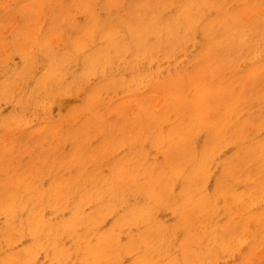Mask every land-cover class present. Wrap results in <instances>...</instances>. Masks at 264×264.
Masks as SVG:
<instances>
[{
  "label": "rangeland",
  "instance_id": "1",
  "mask_svg": "<svg viewBox=\"0 0 264 264\" xmlns=\"http://www.w3.org/2000/svg\"><path fill=\"white\" fill-rule=\"evenodd\" d=\"M60 2H61V5L57 4ZM225 7L227 8V10ZM81 10H83L86 13L84 14V12ZM187 10H191L192 12H195V13L201 12V15L197 17H199L198 19H200L201 17L199 22L202 25H204L206 22L213 21V25L217 29H219L220 25L227 27L230 24V25H234L235 31L236 29H239V28H245V29L251 30V32L247 35L246 38L244 37V35L241 36L243 39V43L231 45L235 49V54L232 55V54H226L227 48L225 47V45L221 46L220 43H216L218 42V39H221L219 36L222 33L219 30L216 32L215 29H213L214 33L216 32L214 36L212 35L214 40H211L208 42V38L204 36L198 28L189 34L190 36L188 37V39H183L179 43L180 45L178 44L179 46L176 45L175 49H173L171 52L169 50L165 51L166 45L164 46V44L160 45L159 47L152 48L154 38L151 32L147 31L146 33H148V36L146 35L147 37L146 36L144 37L143 43H146L144 46L145 47L149 46L150 49L147 53H143L142 55L136 54L138 53V49H137L138 46L134 45V42H133L134 39H131L132 38L131 36L133 35L128 34L127 32L128 29H130L131 27L135 29L140 23H142L143 25H147L151 21L152 14L159 15V19L162 21V23L164 22L165 23L166 22L175 23L174 20L179 15L186 13ZM263 10H264V0H208V1L201 0V2H197V3H195L193 0H61V1L60 0L58 1L57 0H35V1L34 0H0V84H1L0 85L1 86L0 87V90H1L0 91L1 93L0 94V191H2L3 194H5V197H1L2 193H0V205H1L0 209H2L0 210V247H1L0 248V264L4 263L5 258L9 255H11L9 257H12V258L9 259L7 257V260H5L7 261L6 264L8 263L14 264L15 263L14 261H16V264L19 261L18 264H20V261L23 258L22 251H24V249L30 245V242L32 240L31 235L28 232H26L27 226L24 223V220L27 216V211L21 212V210L17 208L15 209L14 207L8 206V201L6 200L7 201L6 202L4 200V199H7V194L4 192L6 187H4L5 184H3V182H6V185L9 184L8 182H12V185L9 186L7 189H10V190L12 189V192L14 191L13 193L15 196L17 194L20 196L22 195L25 196L27 192L29 193L30 191L29 189L33 190V188L34 190L37 189L41 191H46L47 189H50L54 185H58V184L60 185L61 182L62 183L60 187H66V183L67 181L71 180V177L72 178L76 177L77 179L84 181L83 183H86L87 180L90 181V179L91 181H93L96 178H99L100 176H103V175L109 178H113L115 177V175L113 174L123 172L124 170H128L129 168L134 169L135 163L138 162L137 160L138 157L143 156L144 159L142 157H141L142 159L140 158V162H142L140 164V169L142 168V165L145 164L146 166L145 165L143 166V169L140 170V174L137 175V173H135L136 180L139 179V181L140 180L143 181L142 179L144 178V176H143V173L141 172L144 170V168L148 166H149L148 168H150L151 165H152L151 166L152 171L150 170L151 177H154V176L157 177L158 175L159 176L161 175V177L162 176L164 177L165 172H168V170H170L171 172L169 171V175L168 174L165 175L166 181L171 180L172 182V183L168 182V186L171 185L173 189L172 192H171V189L169 191L173 198L174 197L179 198L178 191L181 190L183 188L182 186L184 185L182 178L180 176L182 173H186L187 168L192 167L191 165L192 163H190L191 157L190 159H188V157L186 156V154H184V152L181 151L180 153V151H175L174 157L175 158L177 157V160H178L177 162H179L180 159L183 160L184 158H185V160H183L184 162L188 161V162H185V164H183V161L181 160L180 163L178 164H180V166L181 165L182 166L185 165V166L184 167L181 166L182 168L178 166L179 168H177L176 166L177 164H175V162L169 163L168 161L170 160L169 155L165 154L162 150H159L158 149L159 145L154 144L152 134H149L148 136L144 135V137L141 138L142 139L141 142L139 143H136L130 140L135 139L137 136L134 130V127L137 126L135 125L136 121L138 123V127L145 126L143 127L145 131H147L149 127L153 129L154 131H157L158 129H160L161 134H162L164 133V131H167V129L170 126L174 125L172 128L170 127L169 130H172V131L174 130L173 132H176V133L180 132L181 131L180 127H176V125L179 126L178 120L175 115L177 112V109L180 108L181 110H185L186 112H188L189 111L188 108L190 109L192 107V103L194 106L197 107V113L200 114L201 113L200 110L201 111L202 109L204 110L201 113V117L203 121H205V123L202 124L204 125V127H202L201 125L198 128L194 129L193 132L191 131L189 132L191 135L193 134L192 135L193 137L189 134V136L192 137L191 138L192 144L194 143L195 146L198 147L199 149L202 148V144H203L202 141L206 138V136L209 137L210 135L209 132H207L209 127L213 128V133L218 134V132L222 130V134H226V136L223 135L221 136L222 138L220 137V139L218 140L219 141L218 143L221 144L220 146L219 144L215 143L216 148H214V150L215 149L217 150L219 147L223 146L222 147L223 149L220 148L222 152H220V149L218 150L219 153L215 151L216 153H213L211 157L208 158V161L205 162V163H209L208 166L207 164L204 163V166L202 167V169L197 170V172L196 170H194L196 174L195 175L193 174L194 179L199 180L198 184L200 186L202 185L204 186V187L202 186L203 190H205L203 192H206L207 194H209V196L211 195L214 202L211 200V197H209V199L206 200V204H204L205 206L202 205L199 209L202 212L201 211L198 212L197 210H196L197 213L195 210L192 212L188 211L190 216L193 215L192 216L193 224L190 227H188V225H185V227L182 228L180 226L181 222L179 221L182 220L186 216V214L180 213L177 210L172 211V209L168 207H159L158 204L150 205V202L147 203V200L149 199L150 201L152 194H150L151 196L147 194L148 198L146 197L147 200H145L143 196L130 193L131 194L130 198L126 201V203H122L121 205L119 204L115 206L116 208L113 211L104 215V218L102 219L100 224H97L95 226L96 228L95 231L88 230L82 225H79L77 227V231L78 233L85 235L87 238L93 237L95 233L96 234L97 233L98 234L119 233V235L118 234L117 235L120 236V239L118 238V241L120 242V244H127L131 236H134L135 233H137L139 230L141 231L145 227H148V228L153 227L154 223L156 222L155 220H157L159 222L164 223V225L168 226V228H170L168 230L173 231L172 234H174L175 236L177 235L175 238H173L174 236H171L172 240L173 239L174 240L172 241L171 239H168L169 243H167L168 236L172 235L171 232L168 231L169 234L167 233L166 234L167 236L165 235L164 237L165 241L164 243L161 244V245L165 244L164 248L169 246V249L168 248L165 249L164 256L166 259L171 257L172 259L170 260L171 264H174V263L176 264L175 259H178L177 264H186V263L187 264H201L204 262H205L204 264H208V261H211L209 264H238V263L239 264H264V245L262 243L264 242V240L263 241L261 240L262 238L264 239V237L261 236V234L264 235L263 234L264 222L263 224H261L262 221L264 220L259 221L260 222L259 223L257 219L255 218L256 215H254L253 213L255 211V214L258 215L259 211L261 212L262 210H264L263 191L261 190V186L260 188L258 187L261 191H259V189L256 187L257 182H261V180H263L264 178V169H263L264 166H262L263 163L260 162L261 160L262 162L264 161V155H261L262 158L261 156H259L258 160L254 159V162H251L252 160L248 161L251 163H249L246 167H243L244 169L235 167L234 164L236 166L238 165V159L240 155L244 153V150L240 149L239 147L238 149L237 146H235L236 143L232 142L230 139H226L227 136L228 138L229 136H231V134L234 131V127L242 123L241 130L243 134H246V136H243V137L245 138V140H247L246 141L247 143H249L250 141H251L250 143L264 141V130H262L264 129V104L260 103L262 100H264V43H263L264 42V39H263L264 38V33H263L264 32V27H263L264 26V11ZM34 12H37V13L35 14ZM74 13L76 16L74 15ZM64 14H66L65 17H64ZM101 15L102 17L100 18ZM35 16L37 17L38 20H36ZM248 16L250 17L248 18ZM119 17H121L122 20H118ZM61 18L63 20H61ZM225 18H228L227 21ZM32 19L35 23L32 21ZM28 21H30V23ZM25 22L26 23L28 22L27 23L28 26L26 25ZM247 24L249 25L247 26ZM115 25L117 26L115 27ZM118 25H120L121 27ZM261 26L263 30L260 28ZM32 27L34 28V31H38V33L35 32L36 34H39L38 36L32 31L33 30ZM36 27L38 30L36 29ZM61 27L63 29H61ZM114 28L115 30H113ZM165 29L166 28L162 27V31H160V33L163 34L166 31ZM71 30L73 31V33ZM260 30L262 31V33H260ZM30 31L33 32L35 36L33 33L31 35ZM18 33L19 35H17ZM26 34H28L31 37H28V35ZM177 34L183 35L184 30L179 29L177 31ZM63 35L65 38L63 37ZM125 35L127 36L125 37ZM12 36H15V37H12ZM20 36H22V38ZM55 36H56V39L58 40L55 39ZM253 36H255L256 39H258L259 37V40H256L257 43L254 41L255 37ZM85 37L87 38L84 41ZM29 38H31L32 40ZM110 38L116 41L114 47L118 43L120 44V45L118 44L120 46V49H118L117 51L118 53L116 51H115L116 53H114V51L112 52L113 50L112 49L111 53L108 54V57L105 59V61L98 63V65L96 66L94 70H88V71L84 70L82 62L84 60L85 55L87 56L91 54L93 51H95L96 49L105 47L106 44H109L108 41L110 40ZM195 38L197 42L195 41ZM28 39L29 41H31L30 44L27 43ZM128 39H129V44H130L129 46H128ZM94 40L96 41L95 44H94ZM191 41L193 42L194 45L191 44L192 43ZM54 42H57V43H54ZM254 42H255V45L253 47ZM161 43H167V42H161ZM196 43L199 45H197ZM26 46H28L27 48H30L29 51L26 49ZM133 46H134L133 48L134 51L130 50L132 49ZM110 47L112 48L113 46H110ZM160 47L162 48V50ZM154 48L159 50L161 54H159V52L156 51ZM177 49H180V50L178 51ZM153 51H156V52H153ZM180 51H183V52L180 54ZM36 52H38L39 56L36 55L37 54ZM252 53L253 54L255 53L256 56L255 54L253 55ZM246 54H247V58H246ZM158 55L159 56L162 55V56L159 57ZM168 55H171V57H169ZM232 56L233 57L235 56V57L233 58ZM76 57L77 58L80 57V58L77 59ZM120 57L121 58L123 57V58L121 59ZM133 57H135V61L132 60L134 59ZM40 58L42 59V61ZM129 58H130V62L123 60V59H126L129 61ZM140 58L142 60H139ZM119 59H120V62H119ZM136 61L137 62L139 61L141 65H139L140 63L136 64ZM176 61H178V63ZM40 63L43 64L44 67L43 65H40ZM68 64L70 65L73 64L74 67L73 65H71L72 67H70V65ZM113 65H115V67ZM128 65L130 67L134 65V67L129 68ZM76 66H77V69H76ZM22 67H24V69H22ZM110 67L112 68V70H110ZM99 68H101V70H99ZM103 68H106L107 71ZM128 68L132 69L131 72L132 71L133 72L131 73ZM138 68L140 71H137ZM259 68L260 69L262 68V69L260 70ZM23 70L24 71L26 70L27 72L26 71H25L26 73L22 72ZM99 71H101L100 72L101 74H99ZM155 72L157 74V77L155 76L156 75ZM54 73H58L57 81H55V83L51 82V80L49 79V74H54ZM148 73L149 74L152 73L151 74L152 77L151 75H148ZM11 74L14 76L11 77ZM71 74H74L75 76ZM97 74L99 75L97 76ZM100 75H102L104 79H107L108 81L104 82V79L103 78L101 79ZM106 75L108 76L106 77ZM213 76L215 78H213ZM13 77L14 79L15 78L16 79L14 80ZM22 77H24L23 80H22ZM66 77L69 80H67ZM77 77L79 78L77 79ZM96 77H99L101 79V82H100V79ZM113 77L114 78L116 77L117 78L116 80L119 81V84H116V87L114 89H112L110 85L108 84L109 81L113 79ZM93 78L97 80L94 81L95 79ZM40 79L44 81L43 84L48 86L49 85L48 83H50V85L48 87L46 86L47 87L46 90L41 92L40 96L39 95L34 96V92L32 91L34 90V86H35L34 83H37V81H41ZM133 80H135V82ZM137 80L139 82H137ZM32 81H33V84H32ZM140 81L142 83H140ZM189 81H194V82L197 81L196 86L192 87L193 85H189ZM76 82L77 84L78 83L79 84L77 85ZM210 82L212 84H210ZM133 83L135 85H133ZM143 83H144V86H142ZM22 84H23V87L25 86L24 91L21 88ZM86 84H89V85H86ZM128 84H131L130 87ZM182 84L184 85V87ZM90 85L92 86L91 90L89 88ZM17 86L20 88V90L17 89L18 88ZM208 88H211L212 90ZM96 90L98 92H96ZM179 90H181L182 92ZM189 90L191 93L189 92ZM199 91L202 93L201 96L197 94L199 93ZM254 93L256 94L259 93L260 95V100H259V103L257 104L251 103V101L253 100L252 98L254 97ZM51 94H54V95L51 96ZM250 94H251V98H248ZM41 95L43 97H41ZM184 95L189 96V97L187 98L183 97ZM32 96H33V99H32ZM196 96L198 98H196ZM242 99L248 100V103L245 105L240 104V101ZM185 100L187 101L185 102ZM180 103H181V106H180ZM186 104H191V106L187 107ZM170 111H172L174 114ZM163 115L165 117H163ZM172 115L173 116L175 115V116L173 117ZM153 116H155V118L157 117L156 118L157 120H155ZM170 116H172L174 120ZM18 117L20 119L19 121H17ZM237 118L238 119L240 118V119L238 120ZM162 119L163 120L166 119V120L163 121V125H160V121ZM169 119L171 120L168 122ZM131 120L132 121L136 120V121L133 123ZM172 120L173 122H171ZM217 121L218 123L216 124ZM153 124L157 126L160 125L161 127L159 126L158 129H156V126L155 128L152 127L154 126ZM206 124L207 126H205ZM253 125L255 129H253V127L251 128V126ZM130 126H133V127H130ZM146 126H148L147 129H146ZM176 128H179L180 131H178L179 129L177 130ZM144 129H142V131H144ZM260 132L263 134L261 135ZM228 133L230 134L228 135ZM177 134L179 137V133ZM183 134L185 135L186 133H183ZM134 136L135 138H133ZM203 136L205 138H203ZM253 136H255V138H253ZM190 137L188 138L189 141H190ZM250 138H252L253 140H250ZM78 139L80 141L82 139V141L80 142ZM186 140H187V137H186ZM186 140L183 138V141H185V144H189V141L188 140L186 141ZM228 140L231 141L229 142V144H227ZM222 141L226 143L224 144L222 143ZM79 142L81 144L83 142L84 143L86 142L85 145L84 143H83V146L81 145V148H83V150L80 148ZM237 149H238L237 153H235V155L232 154L234 155L232 156L231 153L236 152ZM232 150L234 152H232ZM78 153L80 154V156ZM178 154H179V157H178ZM183 154L185 157L183 156ZM214 154L215 156H213ZM72 156H74L75 158H73ZM229 156L230 158L232 157L233 158L226 159ZM192 157H196V156L192 154ZM163 158L165 159V162L167 163L166 166H164L165 162ZM134 160H136V162ZM218 160L221 162H225V163L224 164L222 163L223 165H221ZM226 161L228 162L226 163ZM214 164H217V166ZM205 165L206 167H208L207 169L205 168ZM124 166L126 169L124 168ZM159 166L161 167V170ZM219 166H221L223 170L225 169L224 167H226V169L228 170L229 168H227V166H232V168L229 169L230 171L229 170L227 171L228 173L225 172L226 173L225 174L224 171L222 172ZM255 166H258L259 174L257 171H255ZM164 167L165 168L167 167L168 169H165ZM118 168L121 170H119ZM155 168L157 170H155ZM173 168L178 171L177 174ZM237 168L239 171L237 170ZM162 169L166 171L163 172ZM172 169L174 172L172 171ZM178 169L179 170L181 169L182 171L180 170L181 171L180 172ZM203 169H205V172ZM117 170L119 172H117ZM208 170L209 171L214 170V171L213 172L210 171L211 174L206 175L210 173V172H207ZM156 171H161L163 174L161 172L160 174L159 173L155 174L157 173ZM199 171H201V174L204 173V177L202 178L200 177V179L198 177L201 175ZM218 171H219V175L220 176L222 175L224 178L223 182L219 181L220 179L218 177ZM255 172H257L258 175L261 174L260 176H263V178L260 176L257 177L256 176L257 174L254 175ZM82 173H84V175ZM94 173L98 175L94 176ZM152 173L154 174L153 176H152ZM172 173L173 175H171ZM234 173L236 174V176H234ZM252 173H254L253 174L254 176L252 175ZM81 175H83V177L85 178L81 177ZM224 175H227L226 176L227 178ZM229 175H231L229 179L231 178L233 181V184H231V188L233 187L237 193L234 192L235 195L230 194L231 192L233 193V191H231L230 190L231 188L229 187V191L231 192L227 191L229 193L228 194L229 196L228 195L225 196L227 194V192L226 193L224 192L226 191V188H227L225 185L226 181L228 180L227 185H230L228 184L229 182L232 183V181L228 179ZM215 176L218 178H215ZM248 176L249 177L253 176V177H251L250 179ZM93 177L94 179H92ZM234 177H237V178H234ZM239 177H241V180L238 183L237 180L240 179ZM243 177H246V178H243ZM255 177H257L258 179L260 177V181L257 179L254 180ZM173 179H175L174 182L172 181ZM205 179H207L206 182H205ZM136 180L133 181V177H132V179L129 178L127 181L135 182ZM245 180L246 182L249 181V184L248 182L245 183ZM252 181L254 183H252ZM22 182L24 185H21ZM240 182H243V183H240ZM83 183H81L80 185H82ZM137 183L139 182L137 181ZM180 183L182 185H180ZM86 184H85V189H86V186L89 188L88 182ZM205 184H206V188H205ZM222 184L225 185L223 188H222L223 186ZM250 184L252 185V188L249 189V191H247ZM177 185H180V187H178ZM244 185H246V187H244ZM2 186L4 187L3 188L4 190H1ZM26 186L28 188H25ZM254 187H256L257 189ZM16 188H18L17 191H16ZM156 188L157 189L159 188V192H161L160 186L158 187L155 186L154 188V191L158 193L157 192L158 190L157 191L155 190ZM244 188L246 189V191L244 190ZM175 189H177L178 191ZM218 189H221V191H219ZM241 189L242 191H245V193H248L249 197L251 196L250 201L253 199L251 202H254V203H250L249 197L247 196V194L245 195V193L242 192ZM15 191L17 192V194H15L16 193ZM222 191L224 193H222ZM24 192L26 194H24ZM211 192L213 194L216 193L215 199H214V195ZM250 192H253V193L250 194ZM124 193L127 195L129 191H125ZM175 193H176V196H175ZM198 193H201V191H199ZM236 194L240 196H237ZM222 195H224L225 197ZM233 195L236 196V198L241 197L242 201L238 202L240 201V199L236 201V198H235V201L237 203L235 202L233 203L232 201ZM223 197L227 201L223 200ZM130 199L132 200L130 201ZM223 201L228 202V203H225ZM256 201H259V203H256ZM5 202H6V206L4 205ZM229 202H231V204H235V208L237 211L236 213L233 207L234 205L233 206L231 204L229 205ZM131 203H132V206H131ZM134 203L136 204L135 205L136 209L140 207H148L147 211L149 213L152 212V215H153L152 218H153L154 223L153 221H150L151 223L150 222L145 223L147 219H144L145 222L142 224H139L138 222L141 223L143 221L139 220V216L141 214L138 213L132 218H129L128 216L127 219L129 221H125L126 225H121L120 217L122 215L125 216L126 213L129 212L130 207L132 208L134 206ZM207 204L208 206H206ZM250 204L252 206H250ZM223 205L226 206L225 209L231 208V211H234V214L231 211L229 212L224 211L225 209L223 210ZM2 206H5V207H2ZM45 206L46 207H44L42 211V213H44L43 217L54 223H58L61 220L69 219L74 212L72 203L70 202L62 208L59 207L58 204L45 205ZM241 206L243 207L244 211ZM6 207L12 210L11 211L7 210ZM82 208L85 213H92L94 210L97 211L98 209L96 203L94 202H89L87 204H84ZM215 208H218V209L216 210ZM240 208L242 210H240ZM13 209L17 211H13ZM214 209L216 210V212H214ZM125 211L126 213L123 214ZM205 211L207 214L205 213ZM207 211L211 212L210 214H212V216L210 215L211 217L209 216L211 220H209L208 218L209 212ZM212 211L218 215L217 218H216L217 215L215 216V214H213ZM238 211H241V213L238 214ZM249 212L250 213L252 212L255 217L252 215V213L249 214ZM231 213L233 215L235 214L236 215L235 216L230 215ZM14 214L16 216L11 218V215H14ZM200 214L203 216H201ZM229 215L233 217V219ZM238 215L239 216L241 215L240 216L241 220L239 219ZM177 216L179 217V220H177L178 219ZM195 216L197 219H195ZM199 218H201L202 220ZM205 218L206 219L208 218L207 221ZM130 219L132 220L135 219L136 222L138 220V222L134 224L128 223V222H131ZM213 219L214 220L216 219V220L214 221ZM197 220L198 221L201 220L202 222L203 221L204 222L201 223V221L198 222ZM230 220L233 222V224L231 223ZM235 222L236 223L238 222L240 225L237 223L238 224V227H237ZM241 222H243V224H241ZM246 222L249 224H247ZM9 223H12L13 226ZM226 223H229L228 225H232V226L235 224L232 230L233 233L230 232L233 235H235L234 237L230 233H225L224 235L223 233L221 234L220 231L225 229L223 228V226L226 227L225 226ZM213 224L214 225L216 224V225L213 227ZM10 225H11L10 229H6V231H4V227L5 226L9 227ZM241 225L244 227V232L241 231L240 229ZM197 226L203 232L200 229H198ZM204 226H205V230H204ZM210 226H212L213 230ZM253 226H256L257 229H258V226H260L259 230L256 231L257 229L255 230V227ZM171 227H173V229ZM175 227H178L179 229ZM243 227L241 228L243 229ZM185 228L187 229V232H185L186 231ZM247 228H248V231H247ZM249 228L250 229L252 228V229L249 230ZM196 229H198V231ZM209 229H211L212 232H210ZM188 230L189 231L195 230V232H189ZM239 230L243 234L241 233L239 234ZM205 231H208V232L206 233ZM250 231L251 233H249ZM260 231L262 232L259 233ZM5 232L7 233V236H8V233H10V237H9L10 240L7 239L8 237L4 238ZM182 232L183 233L185 232V234L188 233V236H186L187 234L183 235ZM214 232H215V234L213 235L214 237H211L212 239L215 238L213 239L214 240L213 241L212 239H209L210 238L209 235L211 234L212 236V233ZM218 232L222 235V236L220 235V238H222L221 240L224 239L223 241L220 240L219 236L217 237ZM21 233L23 234L21 235ZM26 233L29 234L30 237ZM193 233L195 234L193 235ZM236 233L238 234L236 235ZM255 233L256 235H254ZM207 234L209 237L206 236ZM183 236L185 238H182ZM191 236L192 237L194 236V238H192ZM227 236L229 237L232 236L233 238L230 237V239L233 242L230 239H228V241L225 242V239H227ZM244 236L247 238H245ZM254 236L255 238H253ZM189 237L190 239H194V240L196 238L199 239V240L197 239L199 241L198 247L196 244L195 246L194 244H192L194 240H192V242L190 243L191 240H189ZM206 237L207 239H205ZM238 237L239 238L241 237L240 240ZM235 238L236 239L238 238V240H236ZM181 239H186V240H183L185 244L182 242ZM234 239L235 241H237L236 242L237 246H239L237 248H236V244L234 243L235 242ZM180 241L181 243H183V245L180 244ZM216 241H218V243ZM195 242L197 243V241ZM211 242L213 244H211ZM231 242L233 243L232 245H230V246H233L232 248L229 247V244ZM254 242H256V244H254ZM166 243L169 245H167ZM221 243H222L221 245L222 247L218 245ZM223 243L227 247V249L223 245ZM225 243L226 244L229 243V244L226 245ZM64 245L66 247H70L71 241L68 239H65ZM190 245L194 246L195 250L192 249ZM223 246H224V249H223L224 251L220 250L223 248ZM209 248L211 250H208ZM256 248H258L259 250ZM183 249L185 250L186 253L183 252ZM198 249L202 252L200 253ZM228 249L229 250L235 249V251L229 252ZM249 249L251 250V253H249L250 252ZM218 250L222 255L218 253ZM243 250L244 251L247 250L245 251L246 253H244ZM196 251H198L200 255L206 251L205 253L202 254V256H200V257H203V259L202 258L199 259L193 255L195 254ZM209 252H212V255L215 256V259L213 258L214 256L211 257V253ZM214 252H216V254ZM206 253L210 254L208 256L211 259L208 258ZM119 254L120 255L118 254L117 255L120 260L116 259L117 264L119 263L137 264L136 258H135L137 257L136 255L137 253H134V251L129 250L126 252H121ZM181 254H184V256H186L185 257L186 260L185 258L183 260L184 256L182 255L183 256L182 257ZM246 254H248V257L250 259L247 258ZM45 256L46 255L43 251H39V253L35 255L34 264H41V263L50 264L47 256L46 257ZM150 256H151L150 258L153 259L156 255L153 254ZM244 256L246 258H244ZM206 257L208 258V261ZM156 258L157 257L154 258L153 262L157 260ZM201 259L202 261L199 262ZM168 261L169 260H167V262ZM181 261L183 262L181 263ZM111 262L113 264L115 262V258H111V261L109 264H111ZM116 262L114 264H116ZM159 263L163 264L164 262H159ZM63 264H80V262L76 258L72 257L69 261H66V263H63ZM89 264H91V262Z\"/></svg>",
  "mask_w": 264,
  "mask_h": 264
},
{
  "label": "bare ground",
  "instance_id": "2",
  "mask_svg": "<svg viewBox=\"0 0 264 264\" xmlns=\"http://www.w3.org/2000/svg\"><path fill=\"white\" fill-rule=\"evenodd\" d=\"M35 1V0H34ZM58 1V0H57ZM61 1V0H60ZM195 3H197V2H201V0H193ZM206 1H208V0H206ZM63 2V1H62ZM54 3V2H53ZM168 3V2H167ZM57 4H60L61 5V2L60 3H57ZM128 4V3H127ZM233 4V3H232ZM223 5H224V3H223ZM36 6V5H35ZM34 6V7H35ZM162 6V5H161ZM230 6H232V5H230ZM230 6H229V8H230ZM84 7V6H83ZM82 7V8H83ZM124 7V6H123ZM127 7V6H126ZM173 7V6H172ZM171 7V8H172ZM38 8H39V6H38ZM46 8V7H45ZM171 8H169V9H171ZM226 8V7H225ZM228 8V9H229ZM112 9V8H111ZM38 10V9H37ZM42 10V9H41ZM58 10V9H57ZM206 10V9H205ZM226 10H227V8H226ZM81 11H83V10H81ZM110 11V10H109ZM264 11V10H263ZM75 12V11H74ZM84 12V11H83ZM82 12V13H83ZM159 12V11H158ZM168 12V11H167ZM210 12V11H209ZM262 12V11H261ZM260 12V13H261ZM35 14L37 13V12H34ZM86 12H84V14H85ZM138 13V12H137ZM214 13V12H213ZM49 14V13H48ZM73 14V13H72ZM98 14H99V12H98ZM102 14V13H101ZM159 14V13H158ZM254 14V13H253ZM65 15L66 14H64V17H65ZM74 15H75V13H74ZM168 15V14H167ZM170 15V14H169ZM201 15V12L200 13H195V12H192L191 10H187V12L186 13H184V14H182V15H179L175 20H174V22L175 23H170V22H164V23H162V21L159 19V15H157V14H152L151 16H152V18H151V21L147 24V25H143L142 23H140L135 29L133 28V27H131L130 29H128L127 30V32H128V34H132L133 36H131L132 38L131 39H134V45H136V46H138V53H136V54H139V55H142L143 53H147L148 51H149V49H150V47L148 46V47H145L144 45L146 44V43H143V40H144V37L147 35L148 36V33H146L147 31H150L151 32V34H152V36H153V38H154V40H153V46H152V48L153 47H159L160 45H162V44H164V46L166 47V50L165 51H172L173 49H175V46L176 45H178L183 39H188V37L190 36L189 34L190 33H192L194 30H196V29H198L199 28V30L201 31V33L204 35V36H206L207 38H208V42L209 41H211V40H214V38L212 37V35L214 36V34L219 30L222 34L219 36L221 39H218V42H216V43H220V45L221 46H224L225 45V47L227 48V50H226V54H232V55H234L235 54V49L231 46V45H235V44H238V43H243V39H242V37L241 36H243L244 35V37L246 38L247 37V35L251 32V30H248V29H245V28H239V29H236V31H235V27H234V25H228L227 27H225V26H223V25H220V27H219V29H217V28H215L214 27V25H213V21H209V22H206L204 25H202L200 22H199V20L201 19V17H200V19H198L199 17H197V16H200ZM241 15V14H240ZM247 15V14H246ZM76 16V15H75ZM205 16V15H204ZM242 16V15H241ZM250 16H252V15H250ZM250 16H248V18L250 17ZM36 17V16H35ZM102 17V15L100 16V18ZM46 18V17H45ZM163 18V17H162ZM161 18V19H162ZM241 18V17H240ZM41 19V18H40ZM113 19V18H112ZM139 19V18H138ZM226 19V21H227V19L228 18H225ZM36 20H38L37 19V17H36ZM61 20H63L62 18H61ZM69 20H71V19H69ZM118 20H122V18L121 17H119L118 18ZM26 21V20H25ZM32 21H33V19H32ZM40 21V20H39ZM45 21V20H44ZM29 23H30V21H28ZM27 22V23H28ZM34 22V21H33ZM33 22H31V23H33ZM26 23V22H25ZM27 23H26V25H27ZM35 23V22H34ZM200 23V24H199ZM38 24H39V22H38ZM52 24H53V22H52ZM35 25V24H34ZM249 24H247V26H248ZM28 26V25H27ZM30 26H31V24H30ZM36 26H37V24H36ZM117 25H115V27H116ZM118 26H120V25H118ZM263 26V25H262ZM262 26L260 27L262 30H263V28H262ZM35 27V26H34ZM40 27H42V26H40ZM121 27V26H120ZM162 27H164V28H166L165 30V32L163 33V34H161L160 33V31H162ZM244 27V26H243ZM264 27V26H263ZM31 28V27H30ZM250 28V27H249ZM33 29V30H32ZM32 31L35 33H38V31H34V28L32 27ZM36 29H37V27H36ZM41 29V28H40ZM40 29H39V31H40ZM61 29H63L62 27H61ZM122 29V28H121ZM179 29H182V30H184V34L183 35H179V34H177V31L179 30ZM213 29H215V33H214V30ZM38 30V29H37ZM113 30H115V28L113 29ZM234 30V31H233ZM22 31V30H21ZM24 31V30H23ZM27 31V30H26ZM72 31V30H71ZM89 31V30H88ZM16 32H17V30H16ZM31 32V31H30ZM33 32H31V35H32V33ZM44 32V31H43ZM63 32V31H62ZM84 32V31H83ZM125 32V31H124ZM197 32H198V30H197ZM33 33V34H34ZM35 33V34H36ZM72 33H73V31H72ZM102 33V32H101ZM105 33V32H104ZM260 33H262V31L260 30ZM264 33V32H263ZM35 34H34V36H35ZM63 34V33H62ZM84 34V33H83ZM125 34V33H124ZM17 35H19V33L17 34ZM24 35V34H23ZM26 35H28V34H26ZM37 36L39 35V34H36ZM135 35V36H134ZM198 35H199V33H198ZM52 36V35H51ZM96 36V35H95ZM116 36V35H115ZM127 35H125V37H126ZM146 36V37H147ZM197 36V35H196ZM256 36V35H255ZM255 36H253V37H255ZM12 37H15V36H12ZM21 38H22V36H20ZM27 37V36H26ZM28 37H31V36H29L28 35ZM63 37H64V35H63ZM88 37V36H87ZM87 37H85V39H84V41L86 40V38ZM194 37H195V35H194ZM193 37V38H194ZM252 37V36H251ZM18 38V37H17ZM33 38V37H32ZM62 38V37H61ZM65 38V37H64ZM120 38V37H119ZM261 38H263V37H261ZM14 39V38H13ZM29 39H31V38H29ZM29 39H28V41H29ZM34 39V38H33ZM36 39V38H35ZM40 39V38H39ZM55 39H56V36H55ZM91 39H93V38H91ZM200 39V38H199ZM255 40V42L257 43V41L256 40H259V37H258V39H256V37L254 38ZM264 39V38H263ZM20 40V39H19ZM32 40V39H31ZM48 40V39H47ZM56 40H58V39H56ZM72 40V39H71ZM117 40H118V38H117ZM194 40V39H193ZM18 41V40H17ZM27 41V43H29L30 44V42L31 41H29L28 42ZM52 41V40H51ZM54 41V40H53ZM101 41V40H100ZM195 41H196V38H195ZM89 42H90V40H89ZM95 40H94V44H95ZM109 42V44H106V46L105 47H101L100 49H96L95 51H93L91 54H89V55H85V57H84V60H83V62H82V65H83V68H84V70H86V71H88V70H94L95 68H96V66L98 65V63H100V62H104L105 61V59L108 57V54H110L111 53V50H112V52L114 51V53H116L117 51H118V49H120V44L118 43V41H117V43L119 44H117L115 47H114V45H115V43H116V41L114 40V39H112V38H110V40L108 41ZM161 42H167V43H161ZM190 42V41H189ZM188 42V43H189ZM192 42V41H191ZM197 42V41H196ZM235 42V43H234ZM255 42H254V44H253V47H254V45H255ZM260 42V41H259ZM262 42V41H261ZM26 43V44H27ZM38 43V42H37ZM43 43V42H42ZM52 43V42H51ZM54 43H57V42H54ZM53 43V44H54ZM98 43V42H97ZM199 43H200V41H199ZM253 43V42H252ZM264 43V42H263ZM191 44H193V42L191 43ZM197 44V43H196ZM33 45V44H32ZM88 45V44H87ZM130 44H129V39H128V46H129ZM180 45V44H179ZM178 45V46H179ZM187 45V44H186ZM186 45H184V46H186ZM194 45V44H193ZM197 45H199V44H197ZM63 46H65V45H63ZM68 46H69V44H68ZM89 46V45H88ZM110 46H113L112 48L110 47ZM260 46V45H259ZM28 46H26V49L29 51V49L30 48H27ZM66 47H67V45H66ZM125 47V46H124ZM193 47V46H192ZM191 47V48H192ZM197 47V46H196ZM261 47V46H260ZM55 48V47H54ZM92 48V47H91ZM126 48V47H125ZM133 48H134V46L132 47V49H130V50H133ZM161 48V47H160ZM159 48V49H160ZM180 48V47H179ZM198 48V47H197ZM67 49V48H66ZM115 49H117V50H115ZM156 51H158L159 52V54H161V52L159 51V50H157L156 48H154ZM194 49V48H193ZM263 49V48H262ZM26 50V51H27ZM61 50V49H60ZM78 50H80V49H78ZM83 50V49H82ZM129 50V49H128ZM161 50H162V48H161ZM178 51L180 50V49H177ZM182 50V49H181ZM185 50V49H184ZM212 50V49H211ZM210 50V51H211ZM243 50V49H242ZM254 50V49H253ZM27 51V52H28ZM69 51V50H68ZM116 51V52H115ZM134 51V50H133ZM156 51H153V52H156ZM187 51V50H186ZM192 51V50H191ZM80 52V51H79ZM78 52V53H79ZM82 52V51H81ZM86 52V51H85ZM132 52V51H131ZM183 51H180V54L182 53ZM188 52V51H187ZM198 52H199V50H198ZM37 54L36 55H38V52H36ZM83 53V52H82ZM82 53H80V54H82ZM105 53H107V54H105ZM118 53V52H117ZM128 53V52H127ZM126 53V54H127ZM186 53V52H185ZM184 53V54H185ZM153 54V53H152ZM156 54V53H155ZM154 54V55H155ZM179 54V55H180ZM250 54V53H249ZM253 54V53H252ZM255 54V53H254ZM253 54V55H254ZM66 55V54H65ZM72 55H73V53H72ZM122 55V54H121ZM154 55H152V56H154ZM165 55V54H164ZM207 55V54H206ZM39 56V55H38ZM41 56V55H40ZM159 56V55H158ZM162 56V55H161ZM161 56H159V57H161ZM169 57H171V55H168ZM255 56H256V54H255ZM254 56V57H255ZM262 56V55H261ZM43 57V56H42ZM68 57V56H67ZM146 57V56H145ZM168 57V58H169ZM233 57V56H232ZM235 57V56H234ZM233 57V58H234ZM45 58V57H44ZM43 58V59H44ZM77 58V57H76ZM78 58H80V57H78ZM77 58V59H78ZM110 58H111V56H110ZM121 58V57H120ZM123 58V57H122ZM121 58V59H122ZM134 59H132V60H134L135 61V57H133ZM141 58H142V56H141ZM139 59V60H142V59ZM152 58V57H151ZM173 58H175V57H173ZM246 58H247V54H246ZM245 58V59H246ZM26 59H28V58H26ZM37 59V58H36ZM41 59V58H40ZM138 59V58H137ZM136 59V60H137ZM145 59V58H144ZM177 59V58H176ZM237 59V58H236ZM235 59V60H236ZM256 59H258V58H256ZM38 60H39V58H38ZM123 60H125V61H127V62H130V58H129V61L128 60H126V59H123ZM155 60V59H154ZM153 60V61H154ZM41 61H42V59H41ZM116 61V60H115ZM122 61V60H121ZM133 61V62H134ZM160 61V60H159ZM173 61V60H172ZM237 61V60H236ZM259 61V60H258ZM77 62V61H76ZM79 62H81V61H79ZM114 62V61H113ZM119 62H120V59H119ZM133 62H131V63H133ZM151 62V61H150ZM177 63H178V61H176ZM245 62V61H244ZM260 62V61H259ZM126 63V62H125ZM135 63V62H134ZM138 63H140L139 61L137 62L136 61V64H138ZM152 63V62H151ZM160 63V62H159ZM176 63V64H177ZM76 64V63H75ZM114 64V63H113ZM157 64V63H156ZM161 64V63H160ZM245 64V63H244ZM40 65H43V64H41L40 63ZM58 65V64H57ZM68 65H70V64H68ZM71 65H73V64H71ZM70 65V67H72ZM77 65V64H76ZM81 65V64H80ZM120 65V64H119ZM127 65V64H126ZM135 65V64H134ZM134 65H132L131 67L129 66V68H132V67H134ZM139 65H141V63L139 64ZM150 65V64H149ZM236 65V64H235ZM261 65V64H260ZM114 67H115V65H113ZM127 66V67H128ZM137 66V65H136ZM43 67H44V65H43ZM73 67H74V65H73ZM140 67H142V66H140ZM139 67V68H140ZM238 67H239V65H238ZM68 68H69V66H68ZM80 68V67H79ZM119 68V67H118ZM118 68H116V69H118ZM128 68V69H129ZM139 68H138V70L137 71H140L139 70ZM199 68V67H198ZM22 69H24V67H22ZM21 69V70H22ZM76 69H77V66H76ZM103 69H105L106 70V68H103ZM143 69V68H142ZM212 69V68H211ZM260 69V68H259ZM262 69V68H261ZM260 69V70H261ZM28 70V69H27ZM49 70V69H48ZM80 70V69H79ZM99 70H101V68H99ZM110 70H112V68L110 67ZM126 70H127V68H126ZM131 70L132 69H129V71L131 72ZM135 70V69H134ZM145 70V69H144ZM26 71V70H25ZM24 70L22 71V72H25ZM107 71V70H106ZM142 71V70H141ZM230 71V70H229ZM229 71H227V72H229ZM27 72V71H26ZM25 72V73H26ZM76 72V71H75ZM97 72V71H96ZM101 71H99V74H101L100 73ZM104 72V71H103ZM133 72V71H132ZM131 72V73H132ZM143 72V71H142ZM142 72H141V74H142ZM145 72H147V71H145ZM149 72V71H148ZM72 73V72H71ZM84 73H85V71H84ZM105 73V72H104ZM130 73V74H131ZM137 73H139V72H137ZM225 73H226V71H225ZM23 74V73H22ZM99 74H97V76L99 75ZM107 74H108V72H107ZM111 74V73H110ZM135 74V73H134ZM152 73H148V75H151ZM155 74H156V72H155ZM26 75V74H25ZM29 75V74H28ZM71 75H74V74H71ZM96 75V74H95ZM105 75V74H104ZM133 75V74H132ZM10 76V75H9ZM12 76H14V75H12L11 74V77ZM22 76V75H21ZM20 76V77H21ZM30 76H31V74H30ZM75 76V75H74ZM108 75H106V77H107ZM116 76H117V74H116ZM134 76V75H133ZM147 76V75H146ZM156 77H157V74L155 75ZM187 76V75H186ZM28 77V76H27ZM57 77H58V73H54V74H49V79L51 80V82H53V83H55V81H57ZM64 77V76H63ZM151 77H152V75H151ZM155 77V78H156ZM185 77V76H184ZM29 78V77H28ZM67 78V77H66ZM79 77H77V79H78ZM81 78V77H80ZM96 78H99V77H96ZM100 78L102 79H104V77L102 76V75H100ZM99 78V79H100ZM121 78V77H120ZM135 78V77H134ZM141 78V77H140ZM139 78V79H140ZM155 78H154V80H155ZM189 78V77H188ZM213 78H215L214 76H213ZM13 79H14V77H13ZM16 79V78H15ZM14 79V80H15ZM24 79V77H22V80ZM37 79V78H36ZM76 79V78H75ZM83 79V78H82ZM93 79H95V78H93ZM98 79V80H99ZM101 79H100V82H101ZM117 78L115 77H113V79L111 80V81H109V85H110V87L112 88V89H114L115 87H116V84H119V81L118 80H116ZM136 79V78H135ZM157 79V78H156ZM185 79H187V78H185ZM41 80V79H40ZM47 80V79H46ZM67 80H69L68 78H67ZM89 80V79H88ZM97 79H95L94 81H96ZM142 80V79H141ZM214 80V79H213ZM3 81V80H2ZM1 81V82H2ZM18 81H20V80H18ZM30 81H31V79H30ZM30 81H29V83H30ZM63 81H64V79H63ZM75 81H77V80H75ZM80 81H81V79H80ZM107 82L108 80L107 79H104V82ZM134 82H135V80H133ZM153 81V80H152ZM158 81V80H157ZM183 81V80H182ZM185 81V80H184ZM28 82V81H27ZM34 82H35V80H34ZM43 80H41V81H37V83H34L35 84V86H34V90H32L33 92H34V96H40V93L41 92H43L44 90H46V88L50 85V83H48L49 85L47 86V85H45V84H43ZM79 82V81H78ZM137 82H139L138 80H137ZM205 82V81H204ZM220 82V81H219ZM222 82V81H221ZM23 83V82H22ZM46 83H47V81H46ZM95 83V82H94ZM96 83H98V82H96ZM140 83H142L141 81H140ZM185 83V82H184ZM196 83H197V81H189V85H193L192 87H195L196 86ZM32 84H33V81H32ZM62 84V83H61ZM76 84H77V82H76ZM79 84V83H78ZM77 84V85H78ZM154 84H155V82H154ZM210 84H212L211 82H210ZM209 84V85H210ZM1 85V84H0ZM25 85H27V84H25ZM44 85V86H43ZM52 85V84H51ZM86 85H89V84H86ZM93 85V84H92ZM122 85H124V84H122ZM129 85V87H130V85L131 84H128ZM133 85H135L134 83H133ZM183 85V84H182ZM220 85H222V84H220ZM47 86V87H46ZM53 86V85H52ZM97 86V85H96ZM100 86V85H99ZM106 86V85H105ZM142 86H144V83L142 84ZM211 86V85H210ZM209 86V87H210ZM235 86V85H234ZM1 87V86H0ZM18 87V86H17ZM21 87V86H20ZM25 87V86H24ZM24 87H23V84H22V90L24 91ZM29 87V86H28ZM51 87V86H50ZM89 87V86H88ZM120 87H122V86H120ZM120 87H118V88H120ZM183 87H184V85H183ZM182 87V88H183ZM191 87V86H190ZM233 87V86H232ZM236 87V86H235ZM90 90H91V88H92V86L90 85ZM88 88V89H89ZM139 88H140V86H139ZM18 90H20V88L18 87L17 88ZM26 89V88H25ZM50 89V88H49ZM53 89H55V88H53ZM70 89H71V87H70ZM168 89V88H167ZM208 89H210V90H212L211 88H208ZM4 90V89H3ZM9 90V89H8ZM89 90V91H90ZM144 90V89H143ZM1 91V90H0ZM138 91V90H137ZM179 91H181V90H179ZM178 91V92H179ZM183 91H184V89H183ZM9 92V91H8ZM33 92H32V94H33ZM66 92V91H65ZM96 92H98L97 90H96ZM136 92V91H135ZM182 92V91H181ZM180 92V93H181ZM189 92H190V90H189ZM209 92H211V91H209ZM2 93H3V91H2ZM47 93V92H46ZM179 93V94H180ZM191 93V92H190ZM197 93V92H196ZM1 94V93H0ZM182 94V93H181ZM187 94V93H186ZM199 96H201L202 95V93L199 91V93H197ZM217 94V93H216ZM4 95H5V93H4ZM3 95V96H4ZM52 95H54V94H51V96ZM60 95V94H59ZM29 96V95H28ZM46 96V95H45ZM44 96V97H45ZM50 96V97H51ZM94 96H95V94H94ZM233 96V95H232ZM41 97H43L42 95H41ZM49 97V98H50ZM183 97H189V96H183ZM185 98V99H186ZM196 98H198L197 96H196ZM248 98H251V94L248 96ZM30 99H31V97H30ZM32 99H33V96H32ZM47 99V98H46ZM181 99V98H180ZM182 99H184V98H182ZM233 99H235V98H233ZM253 100L251 101V103L252 104H257V103H259V100H260V95H259V93H254V97L252 98ZM44 100H45V98H44ZM229 100V99H228ZM30 101V100H29ZM187 100H185V102H186ZM41 102V101H40ZM96 102V101H95ZM94 102V103H95ZM181 102H182V100H181ZM29 103H31V102H29ZM42 103V102H41ZM227 103H229V102H227ZM248 103V100H246V99H242L241 101H240V104H247ZM260 103H263L264 104V100H262ZM167 105V104H166ZM175 105V104H174ZM173 105V106H174ZM187 105V107H189V106H191V104H186ZM204 105V104H203ZM233 105V104H232ZM24 106H26V105H24ZM179 106V105H178ZM180 106H181V103H180ZM230 106V105H229ZM234 106V105H233ZM28 107V106H27ZM166 107V106H165ZM256 107V106H255ZM169 108V107H168ZM174 108V107H173ZM179 108V107H178ZM206 108H207V106H206ZM221 108V107H220ZM252 108H254V107H252ZM27 109V108H26ZM180 109V108H179ZM179 109H177V112H176V118H177V120H178V124H179V126L178 125H176V127H180V129H181V131H180V129L179 128H176L178 131H180V132H177V133H179V137H178V134L176 133V132H173L172 130H169V128L171 127H173V126H170L168 129H167V131H164V133H162L161 134V131H160V129H158V127L160 126V125H163V121H165V120H161L160 121V125L159 126H157V125H154V126H152V127H154L155 128V126H156V129H158L157 131H154L153 129H151V128H149L148 126H146V129H147V127H148V129H147V131H145V129L143 128V127H145V126H143V127H138V123H137V121L135 122L134 120L132 121L133 123L135 122V125H137L136 127H134V130H135V134H137V136H136V138H135V136L133 137V138H135V139H133V140H130V141H134V142H136V143H139V142H141V138H143L144 137V135H146V136H148L149 134H152L153 135V141H154V144L155 145H159L158 146V149L159 150H162L165 154H167V155H169V157H170V160H168V159H166V160H168L169 161V163H172V162H175V164H177L176 166H177V168H179V167H181L180 166V164H178V163H180V161L182 160V159H180V161L179 162H177L178 160H177V157L175 158L174 157V155H175V151H180V153H181V151L182 152H184V154H186V156L188 157V159H190V157H191V159H190V163H192L191 165H192V167H189V168H187V170H186V173H182L181 174V178H182V181H183V188L181 189V190H177V189H175V190H177L178 191V194H179V198H173L172 197V195H171V193H170V189H171V192L173 191V189H172V187H171V185H169L168 186V182H170V183H172L171 182V180L170 181H166V177H165V175L166 174H168L169 175V171L170 170H168V172H165V174H164V177L162 176L161 177V175L159 176H154V177H151V174H150V170H151V166H150V168H148V167H146V168H144V170L141 172V173H143V176H144V178L142 179L143 181H139V179L138 180H136V174L135 173H137V175L138 174H140V170L141 169H143V166L145 165H142V168L140 169V164L142 163V162H140V158L142 157L143 158V156H140V157H138V162L137 163H135V165H134V169L133 168H129L128 170H124L123 172H119L118 170H117V172H119V173H116V174H113V175H115V177H113V178H109V177H107V176H105V175H103V176H100L99 178H96L95 180H93V181H91V179H90V181L89 180H87V182H88V184H89V188L86 186V189H85V184L87 183H83L84 181H81V180H79V179H77L76 177H74V178H72L71 177V180L70 181H67V183H66V187H60V185H61V183H60V185L58 184V185H54L53 187H51L50 189H47L46 191H41V190H37V189H35L34 190V188H33V190H31V189H29L30 191H29V193L27 192V194L24 192V194H26L25 196H20V195H18L17 194V190H18V188H16V193L15 194H17L16 196L14 195V191L12 192V189L10 190V189H7L9 186H11L12 185V182H8L7 184L8 185H6V182H3V184H5L4 185V187H6V191L3 189L4 187L2 186V189L1 190H4V192L7 194V199H4L5 201L7 200L8 201V206L9 207H14L15 209L17 208V209H19V210H21V212L22 211H27V216H26V218H25V220H24V223H25V225L27 226L26 227V229H27V231L26 232H28L30 235H31V237H32V240H31V242H30V245L28 246V247H26L25 249H24V251H22L23 252V258L21 259V261H20V264H34L35 262V255L37 254V253H39V251H43L44 253H45V255L47 256V258H48V261H49V263L50 264H63V263H66V261H69L72 257L73 258H76L79 262H80V264H89L90 262H91V264H109L110 263V261H111V258H115V262H116V259H119V257H118V255H120L119 253H121V252H126V251H129V250H131V251H134V253H137L136 255H137V257H135L136 258V262H137V264H160L159 262H164V263H166V264H171L170 262V260H172L171 259V257H169L168 259H166L165 258V249L166 248H168L169 249V246L168 247H166V248H164V246H165V244L164 245H161L162 243H164V237H165V235L168 233L169 234V232H171V234H172V232L173 231H170V230H168V229H170V228H168V226H166V225H164V223H162V222H159V221H157V220H155L156 222L154 223V221H153V215H152V212H148L147 211V209H148V207H140V208H138V209H136V204L134 203V206L131 208L130 207V210H129V212H127L126 213V211L123 213V214H125L126 213V215L124 216V215H122L120 218V223H121V225H126V222L125 221H129L127 218H128V216H129V218H132L133 216H135V215H137L138 213L139 214H141L140 216H139V220H142L143 222H138V220H137V222L139 223V224H142V223H144L145 222V220L144 219H147V221L145 222V223H148V222H150V221H153V223H154V225H153V227H151V228H148V227H142V228H144V229H142L141 231L139 230L137 233H135V235L134 236H131L130 238H129V242L127 243V244H120V242L118 241V238L120 239V236H118L119 235V233H111V234H96L95 233V235L93 236V237H90V238H87L85 235H83V234H81V233H78V231H77V227L79 226V225H82V226H84L86 229H88V230H91V231H95V226L97 225V224H100V222L102 221V219L104 218V215H106V214H108L109 212H111V211H113L116 207L115 206H117V205H121L122 203H126V201L130 198V193H132V194H138L139 196H143L144 198H145V200H147V198H148V195L147 194H149V196H151L150 194H152V196H151V198H150V201H149V199L147 200V203H149L150 202V205H156V204H158V206L159 207H168V208H170V209H172V211L173 210H177L178 212H180V213H184V214H186V216L182 219V220H180L179 222H181L180 223V226L183 228V227H185V225H188V227H190L192 224H193V219H192V216H190L189 215V212H192V211H201V210H199L200 209V207L202 206V205H204V204H206V200H208L209 199V197H211V200L214 202V200H213V198H212V196L210 195L209 196V194H207L206 192H203V191H205V190H203V188H202V186H200L199 184H198V182H199V180L198 179H194V175L196 174L195 172H194V170H196V172H197V170H201L202 169V167L204 166V163L205 162H207L208 161V158H210L211 157V155L213 154V153H216V152H218V150L221 148V149H223L222 147H219L217 150L215 149L214 150V148H216L215 147V143H217V144H219L218 142V140L220 139V137L221 136H223V135H225L226 136V134H222V130H220L219 132H218V134H216V133H213V128H211V127H209L208 128V131L207 132H209V137L208 136H206V138L203 136V138H205L202 142H203V144H202V148H198V147H196L195 146V144L193 143H191L192 141H191V138L193 137L189 132L191 131V132H193V130L194 129H196V128H198L199 126H201L202 124H204L205 123V121H203V119H202V117H201V113H202V111H204L203 109H202V111L200 110V114L199 113H197V107L196 106H194L193 105V103H192V107L189 109L188 108V112H186L185 110H179ZM262 109V108H261ZM207 110V109H206ZM147 112V111H146ZM170 112H172V111H170ZM169 112V113H170ZM209 112V111H208ZM222 112V111H221ZM144 113V112H143ZM151 113V112H150ZM155 113V112H154ZM173 113V112H172ZM259 113V112H258ZM263 113V112H262ZM167 114V113H166ZM174 114V113H173ZM165 115V114H164ZM163 115V117H165ZM174 115V116H175ZM224 115V114H223ZM173 116V115H172ZM172 116H170L171 118H172ZM173 116V117H174ZM230 116V115H229ZM241 116H243V115H241ZM143 117V116H142ZM154 118H155V116H153ZM20 118H22V117H20ZM157 118V117H156ZM155 118V120H157ZM158 118H159V116H158ZM230 118H232V117H230ZM16 119V118H15ZM109 119V118H108ZM173 120H174V118H172ZM238 119V118H237ZM240 119V118H239ZM238 119V120H239ZM20 119H19V117H18V120L17 121H19ZM107 120V119H106ZM138 120V119H137ZM155 120H153V121H155ZM171 119H169L168 120V122L170 121ZM173 120L171 121V122H173ZM236 120V119H235ZM127 121V120H126ZM211 121V120H210ZM213 121H214V119H213ZM21 122V121H20ZM22 122H23V120H22ZM132 122H131V124H132ZM149 122V121H148ZM207 122V121H206ZM212 122V121H211ZM125 123H127V122H125ZM157 123H159V122H157ZM162 123V124H161ZM218 123V121L216 122V124ZM174 124V123H173ZM242 124V123H241ZM241 124L240 125H236L235 127H234V131H233V133L231 134V136H229V138H228V136H227V138L226 139H230L232 142H234V143H236V145L235 146H237V148L239 147L240 149H243L244 150V153H242L241 155H240V157H239V159H238V165L236 166L235 164H234V166L235 167H239V168H243V167H246L249 163H251V162H254V159L255 160H258L259 159V156H261V155H264V141H261V142H255V143H247L246 141L247 140H245V138L243 137V136H246V134H243L242 133V130H241ZM210 125V124H209ZM214 125V124H213ZM110 126V125H109ZM115 126V125H114ZM205 126H207V124L205 125ZM261 126V125H260ZM111 127V126H110ZM130 127H133V126H130ZM129 127V128H130ZM161 127V126H160ZM202 127H204V125H202ZM249 127V126H248ZM253 127V129H255L254 128V125L253 126H251V128ZM97 128H98V126H97ZM128 128V127H127ZM201 128V127H200ZM206 128V127H205ZM230 128H232V127H230ZM260 128V127H259ZM142 129H144V131H142ZM182 129H184V130H182ZM248 130V129H247ZM262 130H264V129H262ZM84 131H86V130H84ZM130 131V130H129ZM176 131V130H175ZM183 131V132H182ZM249 131V130H248ZM254 131V130H253ZM252 131V132H253ZM205 132V131H204ZM226 132V131H225ZM144 133V134H143ZM183 133H186L185 135L183 134ZM195 133V132H194ZM198 133V132H197ZM196 133V134H197ZM261 133V132H260ZM189 134L192 136V137H190L189 136ZM199 134V133H198ZM230 133H228V135H229ZM259 134V133H258ZM263 133H261V135H262ZM122 135V134H121ZM204 135V134H203ZM79 136V135H78ZM84 136V135H83ZM195 136V135H194ZM248 136V135H247ZM249 136H250V134H249ZM178 137V138H177ZM186 137H187V140H188V138L190 137V141H189V144H185V141H183V138L186 140ZM258 137V136H257ZM256 137V138H257ZM262 137V136H261ZM87 138V137H86ZM125 138V137H124ZM148 138V137H147ZM151 138V137H150ZM149 138V139H150ZM202 138V139H203ZM222 138V137H221ZM253 138H255V136H253ZM80 139V138H79ZM78 139V140H79ZM121 139V138H120ZM146 139V138H145ZM225 139V138H224ZM223 139V140H224ZM225 139V140H226ZM152 140V139H151ZM167 140V141H166ZM186 140V141H187ZM250 140H253L252 138H250ZM80 141V140H79ZM81 141H82V139H81ZM80 141V142H81ZM231 141H229L228 140V143L227 144H229V142H231ZM78 142V141H77ZM79 142V143H80ZM84 143V142H83ZM83 143L81 144L80 143V148H81V145L83 146ZM192 144V146H191V144ZM222 143H224V141H222ZM226 143V142H225ZM224 143V144H225ZM86 144V142L84 143V145ZM226 144V145H227ZM154 145V146H155ZM221 144H219V146H220ZM231 145V144H230ZM229 146V145H228ZM79 148V149H80ZM232 148V147H231ZM238 148V149H239ZM82 150H83V148H81ZM221 149H220V152H222L221 151ZM235 149V148H234ZM238 149L236 150V152H234L233 150H232V152H234V153H231V155L232 154H234L235 155V153H237V151H238ZM191 150H192V152H191ZM214 151V152H213ZM216 151V152H215ZM240 152V151H239ZM77 153V152H76ZM219 153V152H218ZM79 154V153H78ZM184 154H183V156H184ZM192 154H194V156H196V157H192ZM238 154H240V153H238ZM237 154V155H238ZM82 155V154H81ZM86 155V154H85ZM182 155V154H181ZM234 155H232V156H234ZM76 156V155H75ZM79 156H80V154H79ZM213 156H215V154L213 155ZM73 158H75L74 156H72ZM86 157H88V156H86ZM93 157V156H92ZM178 157H179V154H178ZM185 157V156H184ZM183 157V158H184ZM85 158V157H84ZM141 158V159H142ZM214 158V157H213ZM212 158V159H213ZM230 158V156L229 157H227L226 159H229ZM233 158V157H232ZM232 158H230V159H232ZM261 158H262V156H261ZM77 159V158H76ZM79 159V158H78ZM87 159V158H86ZM144 159V158H143ZM164 159V158H163ZM225 159V160H226ZM80 160V159H79ZM89 160H90V158H89ZM183 160H185V158L183 159ZM182 160V161H183ZM221 160V159H220ZM224 160V161H225ZM250 160H252L251 162H248V161H250ZM76 161H78V160H76ZM76 161H75V163H76ZM135 162H136V160H134ZM210 161V160H209ZM219 161V160H218ZM232 161H234V160H232ZM128 162H130V161H128ZM127 162V163H128ZM144 162V161H143ZM164 162H165V159H164ZM185 162H188V161H185ZM185 162L183 161V164H185ZM220 162V164L221 165H223L225 162H221V161H219ZM228 161H226V163H227ZM261 163H263V165L262 166H264V161L262 162V160L260 161ZM215 163V162H214ZM218 163V162H217ZM223 163V164H222ZM260 163V164H261ZM165 165L164 166H166V162L164 163ZM205 164H207V166H208V164L209 163H205ZM211 164V163H210ZM219 164V165H220ZM230 164V163H229ZM257 164V163H256ZM79 165H81V164H79ZM126 165H128V164H126ZM173 165H174V163H173ZM214 165H216L217 166V164H214ZM231 165V164H230ZM259 165V164H258ZM131 166V165H130ZM146 166V165H145ZM176 166H175V168H176ZM179 166V167H178ZM185 165H183L182 167H184ZM190 166V165H189ZM250 166V165H249ZM248 166V167H249ZM79 167V166H78ZM115 167V166H114ZM127 167V166H126ZM129 167V166H128ZM171 167V166H170ZM181 167V168H182ZM117 168V167H116ZM124 168H125V166H124ZM136 168V169H135ZM158 168V167H157ZM159 168H160V170H161V167L159 166ZM165 168V167H164ZM205 168L207 169L208 167H206V165H205ZM213 168H214V166H213ZM219 168H221V166H219ZM225 169L223 170V168H221V170H222V172L224 171V173L225 172H227L230 168H232V166H227V168H229L228 170L226 169V167H224ZM119 169V168H118ZM126 169V168H125ZM131 169H132V171H131ZM165 169H168L167 167L165 168ZM171 169V168H170ZM174 169V168H173ZM173 169H172V171H173ZM244 169V168H243ZM263 169H264V167H263ZM84 170V169H83ZM83 170H82V172H83ZM119 170H121V169H119ZM155 170H157L156 168H155ZM175 170V169H174ZM179 170V169H178ZM181 170V169H180ZM179 170V171H180ZM204 170V172H205V169H203ZM237 170H238V168H237ZM259 168H258V166H255V171H257L258 172V174H259ZM152 171V170H151ZM162 171L164 172V171H166V170H163L162 169ZM176 171V174L178 173V171L177 170H175ZM182 171V170H181ZM180 171V172H181ZM211 172H213L214 170H210ZM209 170L207 171V172H210ZM220 171V170H219ZM219 171H218V177H219V181H224V178H223V176L221 175H219ZM230 171V170H229ZM232 171V170H231ZM239 171V170H238ZM87 172V171H86ZM86 172H84V173H86ZM157 173H155V174H160V172L161 171H156ZM171 172V171H170ZM174 172V171H173ZM180 172H179V174H180ZM200 172V174H201V171H199ZM211 172L210 173H208V174H206V175H209V174H211ZM257 172H255V174L254 173H252V175L254 174V175H256L257 174ZM84 173H82L83 175H84ZM162 173V172H161ZM224 173H222V174H224ZM228 173V172H227ZM230 173V172H229ZM232 173V172H231ZM163 174V173H162ZM194 174V175H193ZM221 174V173H220ZM226 174V173H225ZM238 174V173H237ZM250 174V173H249ZM256 175L257 177L258 176H260V175ZM78 175H79V173H78ZM83 175H81V177H83ZM93 175V174H92ZM95 175H98V174H95L94 173V176ZM154 174L152 173V176H153ZM171 175H173V173L171 174ZM171 175H170V177H171ZM239 175H241V174H239ZM238 175V176H239ZM253 175V176H254ZM91 176V175H90ZM176 176V175H175ZM179 176V175H178ZM225 177L227 176V175H224ZM231 175H229L228 176V179H229V177H230ZM234 176H236V174L234 173ZM250 176V175H249ZM248 176V177H249ZM253 176H251V177H253ZM78 177H80V176H78ZM112 177V176H111ZM132 177H133V181L134 180H136L135 182H133V181H131V182H129V181H127L129 178H131L132 179ZM199 177V179H200V177L202 178V177H204V173L203 174H201L200 176H198ZM218 177H216L215 176V178H218ZM251 177H249L250 179H251ZM257 177H255V179L254 180H259L260 181V177H262L263 178V176H260L259 177V179L257 178ZM83 178H85V177H83ZM175 178V177H174ZM227 178V177H226ZM234 178H237V177H234ZM240 179H238L237 180V182L239 183V181L241 180V177H239ZM243 178H246V177H243ZM261 178V179H262ZM70 179V178H69ZM86 179H88V178H86ZM92 179H94V177L92 178ZM141 179V178H140ZM209 179V178H208ZM249 179V180H250ZM174 180L175 179H173L172 181L174 182ZM206 180L207 179H205V182H206ZM229 180H231L232 181V179L230 178ZM234 180V179H233ZM247 180V179H246ZM246 180H245V183H247L248 182V184H249V181H247L246 182ZM8 181V180H7ZM19 181V180H18ZM137 181L139 182V183H137ZM202 181V180H201ZM200 181V182H201ZM228 181V180H227ZM227 181H226V187L228 188H226V191H224L225 193L227 192V191H229V187L231 188V184H233V181H232V183L231 182H229L228 184H230V185H227ZM20 182V181H19ZM64 182V181H63ZM90 182V183H89ZM218 182V181H217ZM216 182V183H217ZM236 182V181H235ZM15 183H16V181H15ZM81 183H83L82 185H80ZM240 183H243V182H240ZM244 183V184H245ZM252 183H254L253 181H252ZM251 183V184H252ZM2 184V185H3ZM179 184V183H178ZM201 184V183H200ZM202 184H203V182H202ZM250 184V186L248 187V189H247V191H249V189H251L252 188V185ZM256 184V183H255ZM21 185H24L23 184V182H22V184ZM84 185V186H83ZM87 185V184H86ZM173 185V184H172ZM180 185H182L181 183H180ZM180 185H177L178 187H180ZM223 185V184H222ZM221 185V186H222ZM225 185H223L222 186V188L225 186ZM247 185V184H246ZM246 185H244V187H246ZM257 185V186H256ZM255 186L258 188H260V186H261V190L263 191V197H264V178H263V180H261V182H257V184H256ZM19 186V185H18ZM155 186H160L161 188V192H159V188L157 189H155L158 193H156L155 191H154V188H155ZM243 186V185H242ZM15 187V186H14ZM13 187V188H14ZM21 187V186H20ZM200 187V188H199ZM204 187V186H203ZM216 187V186H215ZM256 187H254V188H256ZM24 188V187H23ZM25 188H28L27 186L25 187ZM88 188V189H87ZM205 188H206V184H205ZM233 188V187H232ZM230 189L231 191H233V193L231 192V191H229V192H231L230 194H234V192L235 193H237L235 190H234V188L233 189ZM253 188V189H254ZM256 188V189H257ZM258 188V189H259ZM198 189H199V191H201V193H198L199 191H198ZM225 189V188H224ZM7 190H9V191H7ZM219 191H221V189H218ZM244 190L246 191V189L244 188ZM260 189H259V191H261ZM125 191H129V193L126 195L124 192ZM237 191H239V190H237ZM241 191H242V189H241ZM245 191H242V192H244L245 193ZM253 191V190H252ZM175 192V191H174ZM223 191H222V193H224ZM241 192V193H242ZM0 193H2V195H4V196H2L1 195V197H5V194H3V192L2 191H0ZM177 193V192H176ZM176 193H175V196H176ZM212 193V192H211ZM251 193H253V192H250V194ZM213 194V193H212ZM216 194V193H215ZM215 194H213L214 195V199H215ZM229 193L227 192V194L225 195V196H227ZM247 194V196L249 195L248 193H245V195ZM224 195H222V196H224ZM235 195V194H234ZM233 195V203L235 202V203H237L236 201L238 200V199H240V201H238V202H241L242 200H241V197H238V198H236V196H234ZM237 195V194H236ZM219 196V195H218ZM224 196V197H225ZM229 196V195H228ZM237 196H240V195H237ZM243 196V195H242ZM262 196V195H261ZM142 197V198H143ZM147 197V198H146ZM220 197H221V195H220ZM224 197H223V200H225L224 199ZM244 197V196H243ZM249 197V196H248ZM217 198V197H216ZM230 198V197H229ZM235 198H236V201H235ZM245 198V197H244ZM250 198H251V196L249 197V201H250ZM255 198V197H254ZM132 199H130V201H131ZM253 200V199H252ZM251 200V201H252ZM263 200V199H262ZM261 200V201H262ZM6 201V202H7ZM225 201H227V200H225ZM225 201H223V202H225ZM230 201V200H229ZM231 201V202H232ZM250 201V203H254V202H251ZM264 201V200H263ZM6 202L4 203V205L6 206ZM72 203V206H73V209H74V212H73V214H72V216L69 218V219H66V220H61V221H59L58 223H54V222H51L50 220H47V219H45L44 217H43V215H44V213H42V211H43V208L44 207H46L45 205H53V204H58V206L59 207H64V206H66L68 203ZM89 202H94V203H96V205H97V211H93L92 213H85L84 212V210H83V208H82V206L84 205V204H87V203H89ZM211 202V201H210ZM212 202V203H213ZM231 202H229V205L231 204ZM133 203V202H132ZM132 203H131V206H132ZM211 203V204H212ZM225 203H228V202H225ZM224 203V204H225ZM256 203H259V201H256ZM130 205V204H129ZM216 205V204H215ZM228 205V206H229ZM233 207H234V210H235V213L237 212L236 211V208H235V204H231ZM241 205V204H240ZM239 205V206H240ZM5 206H2V207H5ZM205 206V205H204ZM206 206H208V204L206 205ZM225 205H223V210L226 208V206L224 207ZM227 206V207H228ZM250 206H252L251 204H250ZM254 206V205H253ZM0 207H1V205H0ZM120 207V206H119ZM118 207V208H119ZM138 207V206H137ZM174 207H175V209H174ZM199 207V208H198ZM212 207V206H211ZM214 207V206H213ZM242 207V206H241ZM256 207V206H255ZM263 207V206H262ZM7 208V210H12V209H8V207H6ZM197 208V209H196ZM202 208H204V207H202ZM201 208V209H202ZM206 208V207H205ZM239 208V207H238ZM260 208V207H259ZM5 209V208H4ZM4 209H3V211H4ZM15 209H13V211H17V210H15ZM211 209V208H210ZM213 209V208H212ZM216 210L218 209V208H215ZM214 209V212H216V210ZM227 209H228V211H227ZM227 209H225L224 211H226V212H229V211H231V208L229 209V208H227ZM242 209H243V207H242ZM241 208H240V210H242ZM263 209V208H262ZM0 210H2V209H0ZM127 210V211H128ZM220 210V209H219ZM10 211H8V212H10ZM174 211V212H175ZM189 211V212H188ZM197 211H196V213H197ZM243 211H244V209H243ZM259 211V210H258ZM6 212V211H5ZM202 212V211H201ZM207 212H209V211H207ZM213 212V211H212ZM213 212V214H215V216L217 215L216 213H214ZM219 212V211H218ZM233 214H234V211H231ZM7 213V212H6ZM13 213V212H12ZM15 213V212H14ZM177 213V212H176ZM196 213H195V215H196ZM205 213H206V211H205ZM204 213V214H205ZM211 212H209L208 214V218H209V220H211L210 219V217L212 216V214H210ZM230 214V215H233V214ZM241 213V211H238V214H240ZM243 213V212H242ZM252 213V212H251ZM250 212H249V214H251ZM253 213H254V215H256V217L253 215ZM252 213V215L257 219V221L259 222V221H262V220H264L263 219V217H264V210H262L261 212L259 211L258 213V215L257 214H255V211ZM179 214V213H178ZM201 214H203V213H201ZM200 214V215H201ZM207 214V213H206ZM188 215V216H187ZM211 215V216H210ZM229 215V216H230ZM236 215V214H235ZM235 215H233V216H235ZM247 215H248V213H247ZM246 215V216H247ZM16 215L14 214V215H11V218H13V217H15ZM131 216V217H130ZM181 216H183V215H181ZM201 216H203V215H201ZM210 216V217H209ZM214 216V215H213ZM239 216V215H238ZM241 216V215H240ZM240 216H239V219H240ZM250 216V215H249ZM248 216V217H249ZM179 217H180V215H179ZM179 217L177 216V220H179ZM218 217V215L216 216V218ZM231 217V216H230ZM247 217V218H248ZM252 217V216H251ZM137 218H138V216H137ZM202 218V217H201ZM201 218H199V219H201ZM207 218V219H208ZM232 219H233V217H231ZM244 218H245V216H244ZM243 218V219H244ZM24 219V218H23ZM195 219H197L196 218V216H195ZM206 219V218H205ZM207 219H206V221H207ZM230 219V218H229ZM22 220V219H21ZM202 220V219H201ZM201 220H199V221H201ZM214 220V219H213ZM216 220V219H215ZM214 220V221H215ZM237 220V219H236ZM235 220V221H236ZM241 220V219H240ZM247 220V219H246ZM255 220V219H254ZM9 221V220H8ZM23 221V220H22ZM130 221L131 222H128V223H137L136 221H135V219H130ZM133 221V222H132ZM198 221V220H197ZM198 221V222H199ZM213 221V222H214ZM231 221V220H230ZM234 221V220H233ZM238 221V220H237ZM243 221V220H242ZM204 222V221H203ZM202 221H201V223H203ZM212 222V221H211ZM229 222V221H228ZM239 222V221H238ZM237 222V223H238ZM245 222V221H244ZM250 222V221H249ZM263 222L264 221H262V223L261 224H263ZM19 223V222H18ZM22 223V222H21ZM127 223V224H128ZM151 223V222H150ZM207 223H209V222H207ZM230 223V222H229ZM229 223H226V227H224L223 226V228H225V229H223V230H221L220 232H221V234L223 233V235L225 234V233H230V232H232V230H233V226L235 225H228ZM231 223L233 224V222L231 221ZM236 223V222H235ZM236 223V225H237V227H238V224ZM247 223V222H246ZM260 223V222H259ZM259 223H258V225H259ZM7 224V223H6ZM9 224H11L12 225V223H9ZM8 224V225H9ZM17 224V223H16ZM132 224V225H133ZM197 224V223H196ZM200 224V223H199ZM241 224H243V222H241ZM247 224H249V223H247ZM11 225L9 226V227H4V231H6V229H10V227H11ZM18 225V224H17ZM22 225V224H21ZM201 225V224H200ZM210 225V224H209ZM216 225V224H215ZM214 224H213V227L215 226ZM228 225V226H227ZM240 225V224H239ZM251 225V224H250ZM257 225V224H256ZM13 226V225H12ZM19 226V225H18ZM24 226V225H23ZM22 226V227H23ZM131 226V225H130ZM139 226H141V225H139ZM146 226V225H145ZM179 226V225H178ZM179 226V227H180ZM203 226V225H202ZM206 226H208V225H206ZM198 227V226H197ZM211 228H212V226H210ZM209 227V228H210ZM241 227H243L242 225L240 226V229H241V231H243L244 232V227H243V229L241 228ZM246 227H247V225H246ZM253 227H255V230L257 229L256 228V226H253ZM259 227L260 226H258V229L256 230V231H258L259 230ZM262 227V226H261ZM21 228V227H20ZM172 229H173V227H171ZM175 228H178V227H175ZM174 228V229H175ZM186 228H187V226H186ZM185 228V229H186ZM195 228V227H194ZM193 228V229H194ZM235 228V227H234ZM263 228V227H262ZM261 228V229H262ZM12 229V228H11ZM15 229V228H14ZM179 229V228H178ZM184 229V230H185ZM198 229H200L199 227H198ZM198 229H196L197 231H198ZM203 229V228H202ZM215 229H216V227H215ZM252 229V228H251ZM250 228H249V230H251ZM254 229V228H253ZM18 230V229H17ZM189 230H191V229H189ZM188 230V231H189ZM201 230V229H200ZM204 230H205V226H204ZM207 230H208V228H207ZM212 230H213V228H212ZM220 230V229H219ZM246 230V229H245ZM19 231V230H18ZM23 231V230H22ZM22 231H20V232H22ZM169 231V232H168ZM180 231V230H179ZM202 231V230H201ZM209 231L210 232H212L211 231V229H209ZM217 231V230H216ZM238 231V230H237ZM247 231H248V228H247ZM254 231V230H253ZM14 232V231H13ZM174 232H175V230H174ZM185 232H187V229H186V231ZM185 232L183 233V235L185 234ZM189 232H195V230L194 231H189ZM203 232V231H202ZM206 233L208 232V231H205ZM246 232V231H245ZM262 231H260L259 233H261ZM12 233V232H11ZM198 233V232H197ZM196 233V234H197ZM233 233V232H232ZM232 233H230V234H232ZM241 232H240V230H239V234H240ZM249 233H251V231L249 232ZM254 233V232H253ZM257 233V232H256ZM256 233L254 234V235H256ZM23 233H21V235H22ZM27 234V233H26ZM29 234H27L29 237H30V235ZM118 234V235H117ZM187 234V235H186ZM185 235L186 236H188V233H186ZM192 234V233H191ZM190 234V235H191ZM195 233H193V235H194ZM215 234V232L214 233H212V236H211V234L209 235L210 236V238L209 239H212L211 237H214L213 235ZM218 235H217V237L219 236V238H220V233L218 232L217 233ZM238 233H236V235H237ZM241 234H243V233H241ZM263 234H264V232H263ZM200 235V234H199ZM202 235V234H201ZM233 235V234H232ZM246 235V234H245ZM248 235H250V234H248ZM19 236V235H18ZM167 236V235H166ZM171 236H174L173 238H175L176 236L174 235V234H172V235H170V236H168V238H167V243H169V240L168 239H171L172 240V237ZM207 237H209L208 236V234L206 235ZM222 236V235H221ZM235 235H233V237H234ZM253 236V235H252ZM261 236H263L264 237V235H262L261 234ZM5 237H8L7 239L8 240H10L9 239V237H10V233H8V236H7V233L5 232V234H4V238ZM192 237V236H191ZM199 237V236H198ZM207 237L205 238V239H207ZM229 236H227V239H225V242L226 241H228V239H230V237L231 238H233L232 236H230L229 238H228ZM245 237V236H244ZM243 237V238H244ZM249 237H251V236H249ZM182 238H185L184 236L182 237ZM192 238H194V236L192 237ZM223 238H224V236H223ZM239 238V237H238ZM238 238L236 239V240H238ZM241 238V237H240ZM240 238H239V240H240ZM245 238H247V237H245ZM253 238H255V236L253 237ZM258 238V237H257ZM65 239H68V240H70L71 241V246L70 247H66L65 245H64V240ZM198 238H196L195 240L194 239H190V237H189V240H191L190 241V243L192 242V240H194L193 241V243L192 244H194V246H195V244L197 245V247H198V244H199V239L197 240ZM209 239H208V241H209ZM213 239H215V238H213ZM212 239V240H213ZM222 238H220V240H221ZM235 239H234V241H235ZM248 239H250V238H248ZM247 239V240H248ZM174 240V239H173ZM172 240V241H173ZM182 240V242H183V240H186V239H181ZM188 240V239H187ZM201 240V239H200ZM224 240V239H223ZM223 240H221V241H223ZM231 240V239H230ZM229 240V241H230ZM243 240V239H242ZM241 240V241H242ZM262 241L264 240L263 238L261 239ZM119 242V244H118V242ZM195 241H197V243L195 242ZM204 241V240H203ZM211 241V240H210ZM214 241V240H213ZM212 241V242H213ZM232 241V240H231ZM176 242V241H175ZM186 242V241H185ZM195 242V243H194ZM211 242V244H213ZM217 243H218V241H216ZM233 242V241H232ZM227 243V244H229V247H233V246H230V245H232L233 243ZM236 242L237 241H235L234 243L236 244ZM257 242H259V241H257ZM136 243V244H135ZM166 243V244H167ZM178 243V242H177ZM176 243V244H177ZM184 243V242H183ZM183 243H181V241H180V244L181 245H183ZM188 243V242H187ZM201 243V242H200ZM209 243V242H208ZM238 243H240V242H238ZM263 243V245H264V242H262ZM173 244V243H172ZM185 244V243H184ZM226 244V243H225ZM226 244V245H227ZM249 244V243H248ZM254 244H256V242H254ZM167 245H169V244H167ZM166 245V246H167ZM202 245V244H201ZM210 245V244H209ZM218 245H222V243L221 244H218ZM223 245H224V243H223ZM239 245V244H238ZM242 245V244H241ZM250 245H251V243H250ZM259 245V244H258ZM191 246V245H190ZM194 246H191L192 247V249H194L195 250V248H194ZM214 246H215V244H214ZM225 246V245H224ZM224 246H223V248L222 249H220V250H222V251H224L223 249H224ZM181 247V246H180ZM206 247V246H205ZM204 247V248H205ZM222 247V246H221ZM226 247V246H225ZM228 247V248H229ZM237 247H239V246H237V244H236V248ZM241 247V246H240ZM248 247H250V246H248ZM247 247V248H248ZM1 248V247H0ZM164 248V249H163ZM178 248V247H177ZM186 248H187V246H186ZM202 248V247H201ZM213 248V247H212ZM219 248V247H218ZM234 248H235V246H234ZM246 248V249H247ZM258 248H259V246H258ZM258 248H256V249H258ZM185 249V248H184ZM183 249V252L184 253H186L185 252V250ZM214 249V248H213ZM216 249V248H215ZM226 249H227V247H226ZM253 249V248H252ZM255 249V250H256ZM263 249V248H262ZM261 249V250H262ZM164 250V251H163ZM199 250V249H198ZM206 250H207V248H206ZM208 250H211L210 248L208 249ZM229 250V249H228ZM237 250V249H236ZM248 250V249H247ZM247 250H245V251H247ZM250 250V249H249ZM259 250V249H258ZM173 251V250H172ZM188 251V250H187ZM200 251V250H199ZM214 251V250H213ZM216 251V250H215ZM232 251H235V249L234 250H229V252H232ZM244 251V250H243ZM244 251V253H246ZM168 252V251H167ZM191 252V251H190ZM194 252V251H193ZM202 251H200V253H201ZM206 252V251H205ZM205 252H203V253H205ZM181 253V252H180ZM200 253H198V251H196L195 252V254H193L194 256H196L197 258H202L203 259V257H200V256H202V254L200 255ZM209 253H211V257L212 256H214V255H212V252H209ZM215 254H216V252H214ZM218 253H220L219 252V250H218ZM249 253H251V250H250V252ZM248 253V254H249ZM118 254V255H117ZM153 254H155L156 256L155 257H157L156 259L157 260H155L154 262H153V260H154V258L153 259H151L150 257V255H153ZM168 254V253H167ZM189 254V253H188ZM207 254V256L208 255H210V254H208V253H206ZM221 254V253H220ZM248 254H246V256H247V258H249L248 257ZM117 255V256H116ZM135 255V256H136ZM148 255H149V257H148ZM158 255V256H157ZM184 256V254H181V256ZM186 255V254H185ZM222 255V254H221ZM9 256H11V255H9ZM9 256H7L9 259L10 258H12V257H9ZM45 256V257H46ZM167 256V255H166ZM182 256V257H183ZM204 256V255H203ZM219 256V255H218ZM7 257L5 258V260H7ZM186 256H184L183 257V260H184V258H185ZM191 257H192V255H191ZM222 257V256H221ZM262 257V256H261ZM3 258V259H4ZM176 258V257H175ZM174 258V259H175ZM187 258H189V257H187ZM207 258V257H206ZM208 258H210L209 256H208ZM208 258H207V261H208ZM214 259H215V256L213 257ZM244 258H246L245 256H244ZM191 259V258H190ZM198 259V260H199ZM202 259L199 261V262H201L202 261ZM211 259V258H210ZM209 259V260H210ZM213 259V260H214ZM217 259V258H216ZM250 259V258H249ZM4 260V263L6 264V262L7 261H5ZM14 260V259H13ZM13 260H11V261H13ZM15 260H16V258H15ZM66 260V261H65ZM120 260V259H119ZM167 260H169L168 262H167ZM176 260V264L178 263L177 262V260L178 259H175ZM180 260H182V259H180ZM185 260H186V258H185ZM193 260V259H192ZM191 260V261H192ZM2 261V260H1ZM205 261H206V259H205ZM242 261V260H241ZM15 263L14 264H16V261H14ZM19 262V261H18ZM18 262H17V264H18ZM114 262V263H115ZM120 262V261H119ZM175 262V261H174ZM183 261H181V263H182ZM185 262V261H184ZM198 262V261H197ZM203 262H204V260H203ZM211 261H208V264L210 263ZM251 262V261H250ZM4 263H1V264H4ZM13 263V262H12ZM113 263V264H114ZM163 263V264H164ZM186 263V262H185ZM205 263V262H204ZM204 263H201V264H204ZM241 263V262H240ZM9 264V263H8ZM11 264V263H10ZM42 264V263H41ZM111 264H112V262H111ZM116 264H117V262H116ZM119 264H121V263H119ZM175 264V263H174ZM187 264V263H186ZM239 264V263H238Z\"/></svg>",
  "mask_w": 264,
  "mask_h": 264
}]
</instances>
